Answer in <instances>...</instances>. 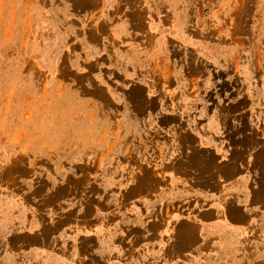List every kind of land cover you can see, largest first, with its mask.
<instances>
[{
    "label": "rangeland",
    "instance_id": "374dc122",
    "mask_svg": "<svg viewBox=\"0 0 264 264\" xmlns=\"http://www.w3.org/2000/svg\"><path fill=\"white\" fill-rule=\"evenodd\" d=\"M262 62L264 0H0V264H264L199 223Z\"/></svg>",
    "mask_w": 264,
    "mask_h": 264
},
{
    "label": "crops",
    "instance_id": "0c3cea01",
    "mask_svg": "<svg viewBox=\"0 0 264 264\" xmlns=\"http://www.w3.org/2000/svg\"><path fill=\"white\" fill-rule=\"evenodd\" d=\"M242 76L241 91L262 93V88H250L249 74ZM258 130V127L257 131L246 129L243 123L240 127L231 124L225 137L224 198L211 196L208 209L199 217L203 228L209 226L202 233L203 239L221 246L224 256L232 258L231 263L240 259L237 253L241 249H248L250 242L264 236V125L260 133ZM234 178H237L235 182Z\"/></svg>",
    "mask_w": 264,
    "mask_h": 264
},
{
    "label": "snow or ice",
    "instance_id": "6c2138e0",
    "mask_svg": "<svg viewBox=\"0 0 264 264\" xmlns=\"http://www.w3.org/2000/svg\"><path fill=\"white\" fill-rule=\"evenodd\" d=\"M80 72L83 74V73H86L87 72V66L85 68H82L80 69Z\"/></svg>",
    "mask_w": 264,
    "mask_h": 264
}]
</instances>
